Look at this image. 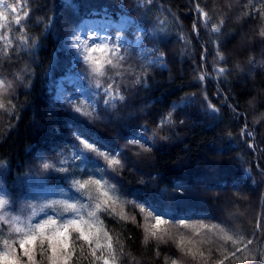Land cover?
Here are the masks:
<instances>
[{
    "label": "snow or ice",
    "instance_id": "1",
    "mask_svg": "<svg viewBox=\"0 0 264 264\" xmlns=\"http://www.w3.org/2000/svg\"><path fill=\"white\" fill-rule=\"evenodd\" d=\"M129 3L133 5L131 9ZM228 7L230 10L231 5ZM154 9L166 15L163 19L157 16L149 30L144 23L155 15ZM64 10L69 11L71 31L66 37L58 38L52 68L47 73L48 82L54 86L50 90L54 104L92 121L100 119L111 110L126 106L129 84L146 87L149 69L167 66L163 50L167 47V17L171 16L173 20L176 17L161 0H117L115 5L100 6L85 4L83 0H62L59 11ZM195 11L203 27L213 34L207 41L215 48L217 63L213 71L217 78L226 80L231 72L226 67L221 37L227 16L212 21L209 12L199 2L195 4ZM243 14L252 19L259 16L264 21V0H246ZM29 16L30 10L24 0H0V110L9 114L16 111L12 99L16 86L30 88L34 70L25 65L4 75V62L11 64L18 59L21 49L34 55L33 50L42 45L39 37L30 34ZM52 19L48 17L44 26L49 33ZM192 31L199 42L200 29L196 23H193ZM258 35L264 40V24ZM180 39L186 47L191 43L190 37L181 35ZM201 49L203 60L207 47L202 44ZM63 60H67V64ZM56 68L62 69L59 80ZM197 78L201 83L209 78L203 65L197 71ZM81 97H86V104L80 103ZM196 103L193 93L186 96L182 104H174L155 129L141 126L137 131L133 128L124 136L125 147L136 154L151 152L157 140L170 139L167 133L171 130L169 126L174 127L177 123V109ZM199 106L208 119L219 118L220 108L206 93H203ZM232 111L236 116L241 115L236 108ZM78 118L70 116V119ZM179 124H184V120H179ZM56 132L59 133L60 129ZM227 135L231 137L232 133ZM73 136L69 156L59 153L52 159L43 154L37 156L39 173L57 179L58 183L63 182L66 187L48 188L41 180L35 182L40 185V191L16 197L15 192L0 185V264H73L74 257L75 264H79L83 256L91 258L90 264H120L125 255L124 247L119 236H114L105 224L104 218L107 217L142 228L145 245L150 241L159 244L171 240L181 256L188 257L194 264H209L213 250L203 248L205 243H210L209 235L222 242L216 249L219 258L212 260L211 264H245L257 260L250 246L264 231L259 219L250 237L235 232L224 221L213 223L205 222L208 218L193 219L187 213L192 211L196 201L184 198L185 192H191L184 184L174 186L178 195L172 204L162 199L166 190L147 196L143 189H138L125 195L121 191L123 186H118L119 181L112 174L122 172L132 163L127 153L123 149L105 148L98 139L80 129L75 130ZM240 137L253 153L258 150L254 131L249 130L246 117ZM3 167L5 164L0 161V168ZM23 183L32 181H21ZM232 187L239 195L237 185ZM137 214L143 223L137 222ZM228 215L235 213L229 211ZM228 244L231 248L225 247ZM156 255L159 256L158 249ZM165 264H168L167 259ZM171 264H182V261L172 259ZM259 264H264V252L260 254Z\"/></svg>",
    "mask_w": 264,
    "mask_h": 264
},
{
    "label": "trees",
    "instance_id": "2",
    "mask_svg": "<svg viewBox=\"0 0 264 264\" xmlns=\"http://www.w3.org/2000/svg\"><path fill=\"white\" fill-rule=\"evenodd\" d=\"M24 2L30 10V34L39 37L42 45L33 50L34 55L21 49L18 59L11 64L4 62V75L25 65H29L34 74L30 88L16 86L12 98L16 111L9 114L0 110V161L5 164L0 168V185L9 192H15L16 197L32 194L31 184L36 177L49 186L66 187L63 182L58 183L57 179L39 173L37 156L43 154L45 158L52 159L58 153L69 155L73 133L80 129L98 139L105 148L123 149L127 153L132 163L122 172L112 174L119 181L118 186H123L121 191L125 195L138 189H143L147 196L166 190L162 199L172 204L178 195L174 186L184 184L191 189V192L184 193V198L196 201L192 211L187 213L193 219L208 218L205 222L213 223L224 221L245 237L252 235L257 219L264 228V151L259 150L264 149V64L261 63L264 61V40L258 35L264 21L259 16L252 19L243 14L246 0H161L176 17L175 20L167 17V47L161 45L166 53L167 66L149 69L146 87L129 84L126 106L111 110L107 116L94 121L54 104V96L50 92L54 86L48 82L47 73L52 68L58 38L70 34L69 11H59L62 0ZM116 2L83 0L85 4L97 6L115 5ZM196 2L209 12L212 21L222 15L227 16L221 37L226 67L231 72L226 80L217 78L213 71L217 63L215 48L207 42L213 34L199 20ZM128 7L131 9L133 5L129 3ZM154 12L155 15L144 23L149 30L157 16L163 19L166 15L155 9ZM48 17L53 18L51 33L44 30ZM193 23L200 29L199 42L192 31ZM181 35L191 38L187 47L180 39ZM202 44L207 47L203 60ZM62 62L67 64V60ZM201 65L209 77L203 83L197 78ZM55 71L59 80L62 69L56 68ZM193 93L198 103L177 109V123L174 127L169 126L171 130L167 133L169 140H157L148 153L136 154L125 147L124 136L133 128L137 131L141 126L155 129L174 104H182L184 98ZM203 93L220 108L217 120L208 119L201 110L199 101H202ZM232 108L241 115L236 116ZM70 116L79 118L70 119ZM245 117L249 130L255 134L258 146L255 153L240 137ZM179 120H184V124H179ZM56 129L60 132L57 133ZM228 132L232 133L231 137ZM26 180L32 183L21 184ZM233 184L240 189L239 195L235 194ZM229 211L235 215L229 216ZM136 220L143 223L138 214ZM104 222L123 244L125 255L120 264H165L166 259L168 264L172 259H180L182 264H194L188 257L181 256L171 240L159 244L150 241L145 245L143 229L135 224L111 217L104 218ZM171 232L175 233L176 229H171ZM207 239L210 243H205L203 248L205 251L213 250L211 264L212 260L219 258L216 249L222 242L211 235ZM225 247L231 248V245ZM250 247L257 260L246 261L245 264H259L260 254L264 252V231L257 235ZM157 249L159 256L156 255ZM90 259L88 256L80 257L79 264H90ZM75 261L76 257L73 264Z\"/></svg>",
    "mask_w": 264,
    "mask_h": 264
},
{
    "label": "rangeland",
    "instance_id": "3",
    "mask_svg": "<svg viewBox=\"0 0 264 264\" xmlns=\"http://www.w3.org/2000/svg\"><path fill=\"white\" fill-rule=\"evenodd\" d=\"M9 2H14V0H9ZM69 90H72L71 87L69 88ZM80 103H82V104H86V103H87V99H86V97H81ZM69 155H70V153H69ZM69 155H66V156H69ZM41 180H42V179H39V177L34 178V181H33V183L31 184L32 193H35V192L40 191V185L37 184V183H35V182H36V181H41ZM46 186H47L48 188H57V187L49 186V185H47V184H46ZM53 198H58V197H53ZM33 202L35 203L36 201H33Z\"/></svg>",
    "mask_w": 264,
    "mask_h": 264
}]
</instances>
